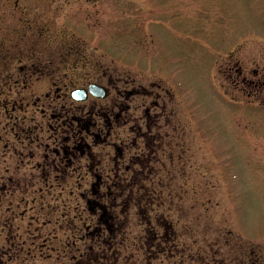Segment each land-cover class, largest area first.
Listing matches in <instances>:
<instances>
[{
    "label": "rangeland",
    "instance_id": "rangeland-1",
    "mask_svg": "<svg viewBox=\"0 0 264 264\" xmlns=\"http://www.w3.org/2000/svg\"><path fill=\"white\" fill-rule=\"evenodd\" d=\"M23 36L39 40L33 56L44 54L43 64L45 40L53 52L60 38H68L84 44L86 68L120 71L124 78L145 73L162 79L175 98L176 132L193 141L188 145L193 187L173 188L178 229L192 228L191 222L193 229L208 226L210 238L224 230L247 248L264 246V0H105L97 5L90 0H0L2 46L9 49L12 37ZM16 66L19 70L18 62ZM240 67L245 78L261 86H245L236 72ZM47 82L36 76L30 80L25 103L43 97ZM42 112L39 102L18 114L43 120ZM177 180L185 186L180 175ZM35 190L27 191L28 204L16 196L3 197L0 215L26 213L29 217L16 223L33 237L26 238L28 261L2 252L1 263L69 264L63 250L73 239L78 243L77 216L91 213L79 196L95 199L92 190L53 189L46 200ZM138 208L129 215L131 249L122 254L137 260L140 254L132 253V246L147 219L138 216ZM2 240L1 235L0 247ZM74 253L77 260L86 254L73 252L71 257Z\"/></svg>",
    "mask_w": 264,
    "mask_h": 264
},
{
    "label": "flooded vegetation",
    "instance_id": "flooded-vegetation-1",
    "mask_svg": "<svg viewBox=\"0 0 264 264\" xmlns=\"http://www.w3.org/2000/svg\"><path fill=\"white\" fill-rule=\"evenodd\" d=\"M100 1L105 0H90L94 5ZM38 41L12 37L7 49L0 40V204L7 195L28 204L31 189H37L40 198L44 194L45 200L53 189H91L95 199L87 193L79 196L86 199L91 213L77 216L78 243L73 239L63 250L69 264H264V246L247 248L229 231H215L210 238L208 226L193 229L190 222L192 228L178 229L173 188L193 187L188 148L193 141L176 132L175 98L162 79L145 73L124 78L120 71L86 68L84 44L68 38H60L53 52L45 40L43 64L44 54L33 56ZM50 56H55L51 62ZM17 62L19 70L14 68ZM71 63L76 66L69 67ZM80 63L85 67L79 69ZM236 72L249 89L261 86L245 78L242 67ZM35 76L48 81V90L26 104ZM93 86L100 89L95 94L90 91ZM39 102L43 120L18 114ZM179 175L184 187L178 185ZM131 208L147 218L132 246V253L140 254L138 260L128 252L122 257L131 249ZM22 215H0L5 244L0 247V264L2 252L28 261L27 239L33 235L29 229L20 231L16 221L29 217ZM74 243L84 249H75ZM31 246L35 247L34 241ZM73 252L86 254L77 260V253L71 257Z\"/></svg>",
    "mask_w": 264,
    "mask_h": 264
},
{
    "label": "water",
    "instance_id": "water-1",
    "mask_svg": "<svg viewBox=\"0 0 264 264\" xmlns=\"http://www.w3.org/2000/svg\"><path fill=\"white\" fill-rule=\"evenodd\" d=\"M99 87H96V86H93V87H91L90 88V91H91V93H94L95 94V91L96 90H100V89H98ZM102 90V89H101ZM79 92H81V91H79Z\"/></svg>",
    "mask_w": 264,
    "mask_h": 264
}]
</instances>
